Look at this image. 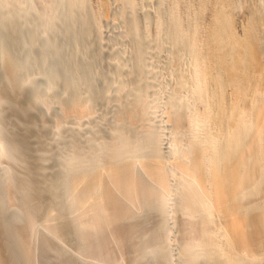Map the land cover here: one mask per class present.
<instances>
[{
    "label": "bare ground",
    "instance_id": "1",
    "mask_svg": "<svg viewBox=\"0 0 264 264\" xmlns=\"http://www.w3.org/2000/svg\"><path fill=\"white\" fill-rule=\"evenodd\" d=\"M92 1L0 0V28L16 20L10 40L24 25L56 37L70 28L68 49L57 40L48 52L66 53V73L18 74L0 40V120L8 111L26 129L11 153L0 122V264H151L152 251L157 264H264V0ZM33 77L42 87L26 90ZM157 88L167 98L153 102L146 91ZM109 101L117 125L99 138L90 123ZM53 102V137L86 124L94 143L92 158L79 140L64 150L80 157L71 173L54 168L36 123ZM156 113L171 133L167 152ZM15 209L28 217L13 230L1 213Z\"/></svg>",
    "mask_w": 264,
    "mask_h": 264
},
{
    "label": "rangeland",
    "instance_id": "2",
    "mask_svg": "<svg viewBox=\"0 0 264 264\" xmlns=\"http://www.w3.org/2000/svg\"><path fill=\"white\" fill-rule=\"evenodd\" d=\"M92 1V0H91ZM192 1V0H190ZM195 1V0H193ZM92 4L96 6L98 4V1H92ZM245 4V5H244ZM244 8H243V7ZM248 8L247 4L244 2L241 5V9H237L235 15L237 24L240 27L242 24H240L241 20L242 23L244 22V18H246L248 14ZM244 12L246 15L244 16ZM19 15L25 14V8H23ZM7 16L8 23L6 26L1 29L0 28V40L3 43L4 52L6 53V58L8 61L13 65L14 69L18 72V74L21 73L23 67H29L33 72H43V75L50 74L52 72L54 73H63L65 72V69L63 68V61L66 60V53H64L63 56L53 55L48 57L49 45L51 47L53 46L52 51H55L56 49V41H60L58 45H64L65 42H67V38H69L70 35V28L68 25L64 26V30L60 33L58 37L51 35L48 29L44 25H40V30L38 29L39 24L37 26H25V29L23 33L15 40H10L7 35V29L8 26H14L16 25L15 18H12L9 15ZM244 16V18H243ZM106 26V27H105ZM106 29V30H105ZM104 30L106 31V40L117 42V40L114 37H111L110 35V29L107 28V25H104ZM116 40V41H115ZM65 50H67V46H65ZM150 61L152 62L153 66H155V69H162L161 67V60L159 57H157L153 52L149 54ZM67 64H69V60L67 61ZM108 68V67H106ZM66 73V72H65ZM84 74L87 75V73L84 71ZM67 76V75H66ZM0 78H4V73L0 69ZM30 84L28 86H25L26 90H32L34 87H42V83L37 80L36 78H31ZM133 83V81H132ZM134 86V83H133ZM156 88V87H155ZM149 98L153 100V102H157L160 98H167L166 95L163 96L162 90L158 89L155 90H148L146 91ZM99 103V102H98ZM114 112H115V103L114 101H109L107 103H99L98 104V111H97V118L95 121H93L92 125L96 126V128H102L103 132L97 133L96 136L99 138L107 137L108 130L113 127V125H117L114 120ZM156 118L153 119V123L155 128H157L160 131V134L162 136V147L165 152L168 150V146L171 140V133L168 128V126L165 124L164 120L162 119L159 114L156 113ZM57 117V104L53 102V110L51 113H48V115L40 120L38 119L36 123L39 126V134L40 136H45L49 141H51V150L53 152V157L51 159V163L54 165V168L57 169H65L68 173H71L74 166L79 162L80 157L74 158L71 156V154H66L64 150H67L71 152L72 148V141L73 140H79L84 144L83 152L89 157H93V147L94 143L92 142L91 135L86 129V124H81V129L78 131L70 130L69 128H66V126L61 127L59 131V135L57 138H54L51 134V128L53 123V120ZM2 118L0 122H3L4 127L6 128V135L4 137V143L6 148L11 152L14 153L17 144L18 139L21 138L24 134H26V129L16 126L13 122H11L10 116L8 111H4ZM134 121H139L138 118H136ZM24 122H27V119H24ZM122 123L127 130V132L134 133V129L125 121L122 120ZM140 124L145 125L144 121H140ZM130 138L133 137L131 134H127ZM33 151L37 152L40 149L39 143L33 139V136H28L26 139V142ZM61 147V148H60ZM15 154H21L20 150H17ZM65 155H68L65 156ZM28 163L30 161L28 160ZM27 165V163H26ZM55 187L58 192V194L66 195L65 190L60 189L59 182H55ZM62 198V200H64ZM68 198L65 199L64 202H66ZM6 201L2 202V207H5ZM33 209L36 210L37 207L33 206ZM28 217L27 211H20L19 209H15L12 211H8L6 214L1 213V218L5 221L6 225L11 229H16L17 221L18 220H26ZM2 220V221H3ZM17 232V230H15ZM67 239V237H66ZM160 239H162L161 246H163V251L166 253L167 251V241L165 237V233L161 235ZM68 245L69 244L68 241ZM144 253L145 249H144ZM155 253V251H154ZM81 255V254H80ZM153 251L149 255L151 264H157L156 256L153 255ZM42 256V255H40ZM82 256H85V254H82ZM92 262H101L99 259H91ZM112 264V263H110ZM164 264H169V258L165 259ZM176 264H180L178 261H176Z\"/></svg>",
    "mask_w": 264,
    "mask_h": 264
}]
</instances>
